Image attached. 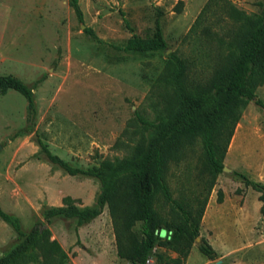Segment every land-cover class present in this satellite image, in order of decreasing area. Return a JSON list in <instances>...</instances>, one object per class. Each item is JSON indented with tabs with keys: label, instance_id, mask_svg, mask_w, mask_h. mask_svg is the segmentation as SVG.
<instances>
[{
	"label": "rangeland",
	"instance_id": "374dc122",
	"mask_svg": "<svg viewBox=\"0 0 264 264\" xmlns=\"http://www.w3.org/2000/svg\"><path fill=\"white\" fill-rule=\"evenodd\" d=\"M182 1V2H179ZM249 14L262 0H231ZM206 0H80V21L70 0H0V74H12L34 91L35 109L15 89H0V206L20 217L29 232L37 222L51 230L68 257L37 252L25 264H133L118 254L113 219L106 206L83 225L75 217L45 211L71 196L80 207L94 206L101 193L92 176L71 175L42 151L40 140L74 166L91 167L105 159L131 155L148 135L140 120L156 122L172 94L165 73L173 52L187 59L192 75L206 81L225 48L204 35L206 26L224 35L232 25L218 8L208 10L195 30ZM160 22L166 50L135 52L123 46L134 34L147 38ZM91 28L95 36L86 31ZM264 100V84L257 88ZM225 166L210 188L205 148L197 137L180 163L171 162L167 179L173 195L198 208L208 196L201 236L184 264H264V215L260 193L235 170L264 182V109L255 100L242 108L229 144ZM223 199L219 200V191ZM260 204V205H259ZM162 218L148 264H169L179 253L167 225L176 211L159 195ZM141 231V222L135 226ZM202 237L219 252L212 260L200 250ZM20 242L0 217V256Z\"/></svg>",
	"mask_w": 264,
	"mask_h": 264
},
{
	"label": "trees",
	"instance_id": "16d2710c",
	"mask_svg": "<svg viewBox=\"0 0 264 264\" xmlns=\"http://www.w3.org/2000/svg\"><path fill=\"white\" fill-rule=\"evenodd\" d=\"M70 4L79 20L84 21L80 0H70ZM259 5L261 11L258 14H249L236 7L231 0L207 1L192 30L196 29L208 10L218 8L232 21V25L228 26L224 35H218L208 26L202 32L225 48L227 53L220 57L213 75L206 81H199L192 75L186 58L176 52L170 55L164 81L172 86V94L165 102L164 113L156 122L140 117L141 122L150 129L131 155L105 159L91 167H80L53 153L40 140L42 151L53 163L71 175L92 176L101 183L96 205L80 207L76 199L65 196L63 205L45 211L48 223L57 215L75 217L79 225L90 223L107 206L113 219L119 256L133 264H148L150 252L156 243V230L162 223L155 208L157 197L161 195L176 211V216L167 226L173 229L171 244L179 257L169 264H184L193 243L201 236L200 226L208 196L198 208L176 198L167 179L168 170L171 162L183 161L195 139L201 137L208 170L212 175V188L217 175L224 170V159L241 118L242 108L255 100L264 109V100L257 94V88L264 84V0ZM86 31L95 36L91 28ZM167 46L163 28L158 22L152 37L134 34L123 49L151 52L166 50ZM0 89L3 92L8 89L19 91L27 98L29 108L35 109L34 91L19 77L0 74ZM234 174L260 193V211L264 215V182L254 180L239 170H235ZM219 194L222 201L223 191H219ZM0 217L20 237V242L14 248L0 256V264H25L31 259H38L39 250L45 258L57 256L61 262L68 257L61 244L50 239L51 230L45 223L37 222L26 232L20 217L1 206ZM138 222H141L140 232L135 230ZM199 247L209 259L214 260L219 256V252L204 237Z\"/></svg>",
	"mask_w": 264,
	"mask_h": 264
},
{
	"label": "crops",
	"instance_id": "0c3cea01",
	"mask_svg": "<svg viewBox=\"0 0 264 264\" xmlns=\"http://www.w3.org/2000/svg\"><path fill=\"white\" fill-rule=\"evenodd\" d=\"M206 1H208V0H206ZM194 3L195 4H198V0H194ZM261 202V201H260ZM262 203V202H261ZM260 205V204H259ZM261 206H262V204L260 205V208H261Z\"/></svg>",
	"mask_w": 264,
	"mask_h": 264
},
{
	"label": "water",
	"instance_id": "95a60500",
	"mask_svg": "<svg viewBox=\"0 0 264 264\" xmlns=\"http://www.w3.org/2000/svg\"><path fill=\"white\" fill-rule=\"evenodd\" d=\"M224 170H229V171H231V169L228 168L227 166H224ZM198 239H200V238H198Z\"/></svg>",
	"mask_w": 264,
	"mask_h": 264
}]
</instances>
